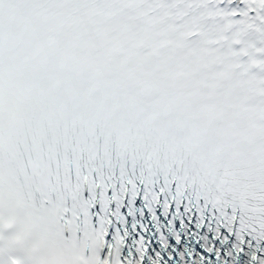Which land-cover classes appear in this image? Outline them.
<instances>
[{
  "label": "snow or ice",
  "instance_id": "snow-or-ice-1",
  "mask_svg": "<svg viewBox=\"0 0 264 264\" xmlns=\"http://www.w3.org/2000/svg\"><path fill=\"white\" fill-rule=\"evenodd\" d=\"M0 264H264V0H0Z\"/></svg>",
  "mask_w": 264,
  "mask_h": 264
}]
</instances>
